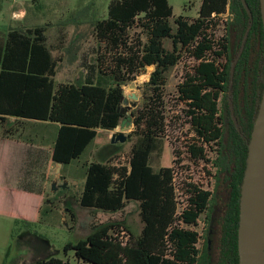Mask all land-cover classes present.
Returning a JSON list of instances; mask_svg holds the SVG:
<instances>
[{
    "label": "trees",
    "instance_id": "trees-1",
    "mask_svg": "<svg viewBox=\"0 0 264 264\" xmlns=\"http://www.w3.org/2000/svg\"><path fill=\"white\" fill-rule=\"evenodd\" d=\"M246 3L252 19L241 0H202L196 18L174 17L168 0H115L107 18L95 25L96 58L92 64L83 63L86 79L80 84H55L62 60L53 57L45 26L12 30L5 40L0 39V123L16 118L55 126L50 157L64 168L80 160L94 142L97 146L107 143L99 133L116 130L124 119L120 114L124 88L153 69L142 103L130 114L134 130L127 135L131 143L127 164H114L116 157L85 163L78 199L82 208L112 213L137 202L141 230L134 234L124 223H110L75 244H66L65 255L72 252L77 264H239L241 187L264 91L260 0ZM228 6L225 35L219 38V20ZM250 24L231 87L232 63ZM187 60L193 64L185 66L175 100L192 134L183 147L190 162L211 163L215 169V188L225 192L223 208L215 194L189 183L182 194L186 193V204L180 210L175 165L183 160L174 150L178 157L170 166L165 154L172 118L168 74ZM25 125L17 123L15 132L4 133L22 137ZM208 150L214 152L213 160ZM154 157L159 164L162 160L157 168L152 164ZM68 210L76 225V214ZM202 216L210 237L200 248L201 236L195 228ZM28 225L16 219L14 234L18 226ZM210 225L215 226L213 234ZM32 264L68 262L49 258Z\"/></svg>",
    "mask_w": 264,
    "mask_h": 264
},
{
    "label": "rangeland",
    "instance_id": "rangeland-1",
    "mask_svg": "<svg viewBox=\"0 0 264 264\" xmlns=\"http://www.w3.org/2000/svg\"><path fill=\"white\" fill-rule=\"evenodd\" d=\"M50 6L41 5L34 6L33 10H26V19L30 24L43 25L48 23L49 28L46 33L48 45L52 50L55 59L61 58L62 62L58 64L55 84L75 83L80 84L86 79V71L83 63H94L98 41L94 36L95 25L98 21L106 19L108 15V7L115 0H46ZM173 8L174 17L184 16L196 18L198 16L202 0H168ZM53 6V8H51ZM41 17V20H40ZM228 17H222L219 20L217 36L221 38L225 35L226 21ZM173 23V20H172ZM166 47L171 50L170 42L166 43ZM237 57V56H236ZM224 61V60H223ZM193 61L187 60L179 64L168 74L167 84V101L169 102V110L171 123H169V136L171 140H167L166 144L169 149H166L165 154L168 155V163L174 165L178 155H173L174 150L179 151L182 157L181 165H175V184L179 190L180 210L186 204V196L183 194L187 189V184L194 183L200 186L203 190L210 191L215 194L217 205L223 208L225 205V192L221 189L216 190L215 174L216 171L211 163L200 162L198 164L190 162L186 149L183 147L187 138H191V129L187 123L184 114L181 112L182 107L176 105L177 89L183 82L185 75V66L192 65ZM153 69H148L147 72L139 77L134 83L129 84L124 88V97L128 100V104H123V107L130 109L126 116L130 114L142 103L143 93L146 90L145 84L149 82ZM136 96L135 100L133 96ZM176 105V106H175ZM181 118L178 120V118ZM15 124L7 121L3 125L0 123V135L2 127L6 130L15 132ZM26 132L22 137L17 134V139L27 141L28 132L33 130L41 136H45L44 144L50 147L51 139L56 134V127L49 125L44 127L41 125L31 126L27 123ZM21 130V129H20ZM134 130V126H125V135L127 136ZM122 128L119 125L114 131H100L102 142H107L101 145L91 144L82 155L80 160L73 162L68 167H55L59 183L53 186V182L48 185L50 200L53 202L54 208H50L46 204L40 214L37 223L25 231L23 227L16 228V235L12 241L11 251L16 250L19 246L20 239L23 236L34 240L35 238L47 239L51 244V258H59L68 264H77L72 252L65 255L63 249L68 243L75 244L79 240L86 238L90 233L96 231L100 227L110 223H124L134 234H138L142 224L139 217V205L137 202H130L125 209L119 212H103L100 210L85 209L79 205L78 199L84 186V169L83 165L88 162L96 161L104 163L110 158L117 156L114 164H127L128 152L131 143L127 139L126 142H118L112 144L111 137L113 134L121 132ZM21 133V132H20ZM41 142V138L39 139ZM39 142V143H40ZM208 157L213 160L214 152L208 150ZM41 164V160L39 161ZM152 164L157 168L159 164L156 157L153 158ZM42 168L38 169V173L42 172ZM63 176L64 178H60ZM66 196V198H64ZM56 208V209H55ZM68 208L76 214V225H73ZM216 216L212 215L211 221H215ZM214 224V222H213ZM211 226V225H210ZM72 228V229H71ZM212 228V229H211ZM210 234H213L215 226H211ZM201 236L199 247L202 248L207 238L209 225L205 221V216L199 220L198 226L195 228ZM27 239L30 245L31 240ZM209 239V238H208ZM26 243V240H25ZM24 244V243H23ZM213 242L210 243V247ZM41 248V245H40Z\"/></svg>",
    "mask_w": 264,
    "mask_h": 264
},
{
    "label": "crops",
    "instance_id": "crops-1",
    "mask_svg": "<svg viewBox=\"0 0 264 264\" xmlns=\"http://www.w3.org/2000/svg\"><path fill=\"white\" fill-rule=\"evenodd\" d=\"M37 1L39 0H0V39L5 40L8 32L12 30L26 31L39 26H45L46 36L49 28L47 22L36 25L30 24L26 19L27 9L33 10L34 6L41 5ZM40 1L43 5L50 6L46 0ZM7 121L26 125L29 123L35 127L41 125L47 128L50 125L16 118H7ZM2 130L0 135V264H32L51 258L50 249L53 246L47 239L32 240L28 238L29 236H23L16 248L18 252L11 251L12 241L16 235L14 234L15 221L19 219L28 222L29 225L23 227L26 231L37 223L40 212L46 204L53 208L51 204L53 202L50 203L48 185L52 182L59 183L57 171H54L55 167L59 166L50 157L53 137L50 147L47 148L44 144L46 137L33 130L28 132L27 141L17 139V135L6 137L5 127H2ZM40 138L43 143L39 141ZM114 157L117 158V156ZM39 168H42L40 174L37 172ZM27 239L31 240L30 245Z\"/></svg>",
    "mask_w": 264,
    "mask_h": 264
},
{
    "label": "water",
    "instance_id": "water-1",
    "mask_svg": "<svg viewBox=\"0 0 264 264\" xmlns=\"http://www.w3.org/2000/svg\"><path fill=\"white\" fill-rule=\"evenodd\" d=\"M241 2L252 19L246 0H241ZM260 10L264 28V0H260ZM251 27L252 24L249 25L241 49L232 63L231 87L235 67L242 56ZM133 98L137 99L135 95ZM122 102L128 104L125 97ZM230 105L234 123L238 128L232 102ZM129 109L130 107H122L120 110V114L124 116L120 123L122 131L112 135V144L116 141L126 142L128 138L124 132L125 126L133 125V117L126 116ZM58 166L61 167L62 164H58ZM238 253L239 264H264V91L248 144V157L241 187Z\"/></svg>",
    "mask_w": 264,
    "mask_h": 264
},
{
    "label": "built area",
    "instance_id": "built-area-1",
    "mask_svg": "<svg viewBox=\"0 0 264 264\" xmlns=\"http://www.w3.org/2000/svg\"><path fill=\"white\" fill-rule=\"evenodd\" d=\"M222 17H228L229 18V6H228V8H227V13H226V15H224V16H222Z\"/></svg>",
    "mask_w": 264,
    "mask_h": 264
}]
</instances>
